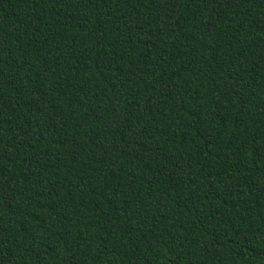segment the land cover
Listing matches in <instances>:
<instances>
[{
	"label": "trees",
	"instance_id": "trees-1",
	"mask_svg": "<svg viewBox=\"0 0 264 264\" xmlns=\"http://www.w3.org/2000/svg\"><path fill=\"white\" fill-rule=\"evenodd\" d=\"M0 264H264V0H0Z\"/></svg>",
	"mask_w": 264,
	"mask_h": 264
}]
</instances>
